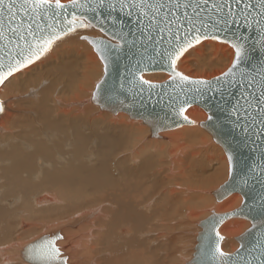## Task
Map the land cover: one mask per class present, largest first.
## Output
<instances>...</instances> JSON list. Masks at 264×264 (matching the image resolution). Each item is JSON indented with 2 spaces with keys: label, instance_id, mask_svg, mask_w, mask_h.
<instances>
[{
  "label": "bare ground",
  "instance_id": "obj_1",
  "mask_svg": "<svg viewBox=\"0 0 264 264\" xmlns=\"http://www.w3.org/2000/svg\"><path fill=\"white\" fill-rule=\"evenodd\" d=\"M87 30L55 41L31 67L14 74L0 88V264H31L24 250L33 243L32 227L41 225L37 222L48 224L45 231L50 233L64 231L56 247L66 264H156L154 255H147L143 241L137 239L146 229V211L152 210L153 202L145 200L150 188L161 192L162 201L168 199L173 211L187 206L185 215L193 219L195 232L198 230L196 245L199 224L212 211L227 213L243 203L238 193L222 201L216 198L215 192L229 179L230 165L224 149L200 127L208 119L203 108L192 106L187 111V118L195 122L192 125L162 131L155 137L141 120L122 112L112 117L91 102L104 76V64L93 46L81 38L86 33L96 37L100 32ZM205 51H211V62ZM234 55L229 45L205 40L185 53L177 71L210 80L227 71ZM218 63L221 68H212ZM194 67L212 72H195ZM144 79L161 83L170 75L145 74ZM117 154L122 156L117 166L121 172H117L124 183L117 181L110 167ZM210 165L214 171L208 174ZM150 176L156 180L153 186L146 183ZM220 181L221 185L211 191ZM162 201L160 196L156 198L154 212L162 209ZM58 213L63 214L58 217ZM47 216L48 221H41ZM166 219H155L158 221L149 235L158 249L163 236L155 229ZM250 226L249 221L239 218L222 224L223 251H237V237ZM26 239L30 244H25ZM196 245L185 264H191ZM160 252L161 258H166L168 252ZM177 258L174 264H178Z\"/></svg>",
  "mask_w": 264,
  "mask_h": 264
},
{
  "label": "water",
  "instance_id": "obj_2",
  "mask_svg": "<svg viewBox=\"0 0 264 264\" xmlns=\"http://www.w3.org/2000/svg\"><path fill=\"white\" fill-rule=\"evenodd\" d=\"M128 2L130 3L131 0ZM175 2L176 0H172L173 4ZM183 2L184 0H181V3ZM194 2L195 0H193ZM68 3L64 4L67 5ZM87 3L92 4L93 0H87ZM252 3L255 4L256 0H252ZM16 4L17 7L13 10L16 13L14 22L16 25L22 23L25 35H27V25L29 24L32 25L37 38L41 35H48L50 31H61L64 27L65 22L62 18L50 15L44 18L34 16L31 12V5L20 7L24 4V0H16ZM72 11L73 9L70 7L67 9L69 18H71ZM127 11L125 8L121 12L119 4L111 14H109L107 7L98 9L96 12L88 11L87 8L79 10L78 14L92 18L96 24L95 27L89 28L87 31L100 32V35L96 37L85 34L82 37H86V39L81 38L88 42L99 43L102 41L108 45V48L105 49V55L108 56L107 67H105V61L101 59L97 49L93 47L104 64V76L96 85L92 102L99 106L102 111L113 115L122 112L134 120H141L152 129L155 137L162 131L192 125L191 120L184 119L187 111L192 106L203 108L208 113V119L202 122L201 126L224 149L227 157L229 155L233 157L231 165L229 164V179L215 192L216 198L218 201H222L230 195L238 193L243 197V203L239 208L227 213L212 211L208 218L200 222L201 230L198 234L194 258L190 263L260 264V258L264 255V173H262L264 131L261 130L259 123L260 116L256 111V101L252 100L249 95V93H253L257 97L260 95L261 76L264 75V46L261 45L260 34L256 25L253 24L248 28L241 24L233 26L229 32L217 33L222 40L231 39L233 33L237 37L248 38L246 41L241 40L242 43H245L247 50V57L241 65L244 73L243 78H241L240 73H237L236 82L221 80L218 83L217 77L210 80L189 77L190 81L209 82L208 85H197L180 82L178 79L173 81L170 77L161 83L150 82L155 85V87L150 88L148 85H142L138 77L142 75L144 79L145 74L152 73L169 74L170 69L166 57L158 55L157 52H164L165 49L169 48L168 41L175 36L178 25L172 24L169 27L164 22L163 13H159L161 23L159 26L152 25L149 29L146 27L149 23L148 17H144L142 23L138 24L137 11L134 10L131 17L127 15ZM164 11L167 12V8ZM173 11L177 10L174 8ZM184 11L183 7L178 10L182 22L184 21ZM188 14L193 15L191 7L188 9ZM201 15L203 16L205 13L202 11ZM0 18L3 19L5 33V39L0 40V58H2L0 63L3 64L0 71L7 75L9 60L7 53L12 52V55L15 56L19 49H16L15 43L9 44V39L15 41L16 37L8 29L7 15ZM48 25H52V28L49 29ZM180 35L183 37L182 29H180ZM161 36H163V40H161ZM28 39L31 41L32 37H28ZM117 44L122 45V47L116 48ZM91 45L93 46V44ZM18 72H13L12 75L7 76L4 82L0 84V88ZM241 84L243 87L240 86ZM242 94L252 101V107L248 108L249 114L247 116L243 108H237L238 117L233 111V107L238 100L241 105H244ZM181 106L185 109L183 115L178 114ZM244 107L248 106L244 105ZM221 217H226L222 223L219 221ZM232 218L245 219L250 222L251 226L237 237L240 244L239 249L230 254L223 251V239L219 240L216 233L219 232L222 224ZM57 237L61 239V233H56L54 237L42 238L28 245L24 250L26 260L31 264L57 263L55 260L50 261L45 255L46 249L42 248L47 240H55L56 247V241L59 240L56 239ZM217 243L225 253L224 257L216 252ZM59 260L66 262V259L59 258Z\"/></svg>",
  "mask_w": 264,
  "mask_h": 264
},
{
  "label": "snow or ice",
  "instance_id": "obj_3",
  "mask_svg": "<svg viewBox=\"0 0 264 264\" xmlns=\"http://www.w3.org/2000/svg\"><path fill=\"white\" fill-rule=\"evenodd\" d=\"M117 4H119L121 12L127 8V15L129 17H131L133 11L136 10L138 24L142 23L144 17H148L149 23L146 27L149 29L152 25L159 26L161 23L159 13H163L164 22L167 23L169 27L172 24L178 25L175 36L168 41L169 48L165 49L164 52H157L158 55L166 57L170 69L169 75L173 81L178 79L180 82L184 83H193L197 85L209 84L208 81H190L189 77L177 71L178 61L181 60L185 53L196 45L201 44L204 40L227 43L234 50L235 55L230 67L221 77L216 78L218 83L221 80L224 82H236L237 73H240L241 78H243L244 73L241 69V65L247 57V50L245 43H242L241 40L246 41L248 38L237 37L235 33H233L231 39L222 40L221 36L217 34L218 32H229L233 26L243 24L244 27L250 28L255 24L260 34L261 45L264 46V0H256L255 4L252 3V0H211V3L210 0H195L194 3L193 0H184L183 3H181V0H176L175 4L172 3V0H167V3H165V0H131L130 3L128 0H107V3L106 0H93L92 4L87 3V0H84V2H81V0H69L67 5L62 3L61 0H24V4L20 5V7L31 5V12L34 16L44 18L50 15L52 17L62 18L65 22L61 31H50L48 35H41L39 38H37L31 24L27 25V35L24 34V26L22 23L20 25L15 24L14 18L16 13H14L13 10L17 7L16 0H7V2L6 0H0V17L7 15L9 21L8 29L16 37L15 41L9 39V44L15 43L16 49H19L15 56L12 55V52L7 53L9 57L8 71L7 75L0 71V84L4 82L7 76L12 75L13 72L20 71L35 60L40 59V57L51 48L52 44L56 40L61 39L63 35L76 32L79 29L95 27L96 24L93 22L92 18L83 14H78L80 9L87 8L88 11L96 12L98 9L107 7L109 14H111V12L116 10ZM69 7L73 9L71 18H69L67 14V9ZM181 7L185 10L183 13V22L178 15V10ZM190 7L193 10V15L188 14V9ZM166 8L167 12L164 11ZM174 8L177 11H173ZM202 11L205 13L203 16L201 15ZM253 13H255V15H253ZM169 16H171V19H169ZM48 28L51 29L52 25H48ZM180 29L183 30V37L180 35ZM28 37H32V40L29 41ZM82 38L86 39V37ZM3 39H5L4 23L3 19L0 18V40ZM161 40H163V36H161ZM21 41H23V43H21ZM89 43L93 44V47L97 49L101 59L105 61V67H107L108 56L105 55V49L108 48V45L104 44L102 41L99 43L89 41ZM115 47L120 48L122 45L117 44ZM2 68L3 64L0 63V69ZM138 79L142 85H148L150 88L155 87L150 81L143 79L142 75L139 76ZM240 86L243 87V84ZM245 91H247V89H245ZM249 95L252 97V100L256 101V111L260 116L259 123L261 124V130L264 131V75L261 76L260 95L258 97L253 93H249ZM242 99L244 105L248 107L241 105L238 100L233 107V111L238 117L239 112L236 111L237 108H243L247 116L249 114L248 108L252 107V101L249 100L247 96H243L242 94ZM0 111H3L2 105H0ZM184 111V107L181 106L178 114L183 115ZM184 119L187 120V116H184ZM209 119H211V117H209ZM253 119H255V117H253ZM232 160L233 157L229 155L228 161L230 165ZM262 173H264V166H262ZM225 218L226 217H221L219 221L222 223ZM216 236L219 240L223 239L219 232L216 233ZM56 239H60V237ZM42 248L46 249L45 255L50 261L55 260L57 264H66V262L59 260L60 252L59 249L55 247V240L45 241ZM216 252L221 257L225 256V253L220 249L218 243L216 245ZM260 264H264V255L260 258Z\"/></svg>",
  "mask_w": 264,
  "mask_h": 264
},
{
  "label": "rangeland",
  "instance_id": "obj_4",
  "mask_svg": "<svg viewBox=\"0 0 264 264\" xmlns=\"http://www.w3.org/2000/svg\"><path fill=\"white\" fill-rule=\"evenodd\" d=\"M81 30H84V29H79L78 31H81ZM91 31H94V30H91ZM97 32V31H96ZM87 34V33H86ZM83 35V34H82ZM81 39V38H80ZM82 40V39H81ZM82 41H84V42H87L88 44H89V42L88 41H86V40H82ZM219 42V41H218ZM225 44H227V43H225ZM90 45V44H89ZM228 45V44H227ZM94 49V48H93ZM206 53V55H205V57L207 58V60H208V62H211L212 60H211V56H212V54H209L210 52L209 51H205ZM204 57V58H205ZM201 60H203V59H201ZM219 64V63H218ZM223 64H225L224 62L222 63V65ZM221 65L219 64V66H217V67H215V66H212V68L214 67V69H217V68H221L220 67ZM29 67H31V66H29ZM29 67H27V69L29 68ZM195 68V69H194ZM193 68V71H195V72H198V71H202L201 73H211L212 71L210 70V69H205V70H196V67H194ZM26 69V68H25ZM24 69V70H25ZM92 99V98H91ZM91 102H92V100H91ZM93 103V102H92ZM90 104V103H89ZM94 104V103H93ZM92 105V104H91ZM98 114V113H97ZM110 114V113H109ZM111 116H112V114H110ZM109 115V116H110ZM95 116H98V115H95ZM102 116V115H101ZM113 116H117V115H113ZM112 116V117H113ZM127 116V115H126ZM105 117V116H104ZM107 117H108V115H107ZM128 117V116H127ZM98 118H100V117H98ZM103 118V117H102ZM101 118V119H102ZM129 118V117H128ZM103 119H105V118H103ZM108 120V119H107ZM110 120V119H109ZM119 122V121H118ZM117 121H116V123H118ZM194 122V121H193ZM195 123V122H194ZM140 124H142V122L140 123ZM143 125V124H142ZM144 126V125H143ZM200 127L206 132V130L201 126V124H200ZM213 139V138H212ZM214 141V140H213ZM215 142V141H214ZM216 143V142H215ZM216 145H218L217 143H216ZM217 154V153H216ZM120 157V158H119ZM122 159V156H121V154H117L116 156H113V158H112V160L110 161V167L112 168V170H113V175H114V177H116V179H117V181H119V180H122V182L121 183H124V179H122L121 177V179L119 178V171H120V168H118L119 166H118V164H119V161H122L121 160ZM143 159H145L144 158V156H143V158H142V160ZM139 160V162H141L142 160L141 159H138ZM220 160V159H219ZM98 161H99V159H98ZM221 161H219V164L221 165ZM212 165V164H211ZM210 165V167H207V173L208 172H213L214 170L211 168L212 166ZM118 166V167H117ZM189 167V166H188ZM216 167V166H215ZM218 167H219V165H218ZM211 168V169H210ZM118 171V172H117ZM121 172V171H120ZM209 174V173H208ZM150 181H149V180ZM153 181V182H152ZM154 181H155V183H156V180L153 178V176H150L149 178H147L146 179V183H148L147 184V186L148 185H150V186H153L155 183H154ZM159 181H160V179L158 180V183H159ZM178 182V181H177ZM164 183H166L165 181H164ZM221 183H222V181H220V182H218L214 187H213V189L211 190V191H214L215 189H217V187H219L220 185H221ZM150 189H151V191H150ZM149 189V194L147 193V195L145 196V200H147V199H149V201L148 202H150V201H152L153 203H151V205H152V210L150 211V209H149V211H146V217L148 218V221L145 223V230H143L142 231V234L140 235V236H138L137 237V239L139 240V238H140V240H141V242L143 241V243H144V247L143 248H145L146 249V251H147V255L150 253V255L151 256H153L152 257V259H154L155 258V260H157V261H155V260H153V262H157L156 264H174V257L175 258H180L179 256H181V255H183V258H182V256H181V258L180 259H178V260H176L177 262L176 263H178V264H181L182 262H183V264H185L186 263V261L188 262L189 261V259H191V256H192V253H193V251H194V246L196 245V234H197V232H198V230L195 232V230L196 229H194L193 227H192V224H193V219H191V221H190V217L189 216H187V215H185V214H188L187 213V211H188V209H187V206H183V205H181V207H180V209H178V212L177 211H173V210H171V207H172V204H171V202H169L168 201V199H163L164 201H162V197H161V195H162V193L161 192H159L157 189H152V188H150ZM155 193H154V192ZM210 195H211V192H210ZM158 196H160V199H161V201H162V209H156L157 210V212H154L155 211V206H154V201L156 200V198L158 197ZM212 196V195H211ZM147 197V198H146ZM213 197V196H212ZM214 198V197H213ZM151 199V200H150ZM93 200V199H92ZM217 201V200H216ZM197 202H200L199 200H197ZM165 203H167V204H169V205H167V204H165ZM113 204H115V205H117L118 203H115V202H113ZM167 207H166V206ZM180 206V205H179ZM178 206V207H179ZM169 209V210H168ZM145 210V209H144ZM148 210V209H147ZM67 212H68V210H66ZM62 212H65V210H63ZM168 212V213H167ZM174 212V213H173ZM183 212V213H182ZM157 213V214H156ZM176 213V216H174V214ZM63 214V213H62ZM62 214L61 213H58L57 215H58V217H60V216H62ZM67 213L65 212V214L64 215H66ZM178 214V215H177ZM53 215V214H52ZM165 218H169V219H171V220H169L168 219V221H165V223L164 224H162L161 223V226H163V228L161 227V226H158V227H156V229H155V231H156V233H157V235H158V233L161 235V236H163L162 238H161V241H163L162 242V245H160V247H159V249L161 250V249H163L165 252H168L167 253V255H166V258L164 259V258H161L162 256H160L161 254V252H160V250L158 249V246H156V247H154V245L152 244L153 243V240L152 239H150V234H151V228L153 227V225L155 224V223H157V221L158 220H155V219H158V218H161V219H163L164 220V217ZM174 216V217H173ZM187 216V217H186ZM55 217H57V216H55ZM185 217V218H184ZM46 218H48V216L46 217ZM46 218H43L41 221H48L49 220V218L48 219H46ZM166 219V220H167ZM189 219V220H188ZM183 220H184V223H183ZM38 220H36V222H37ZM195 221V220H194ZM36 222H35V225H36ZM38 224H41V225H36L35 227L33 226L32 228H33V233H35V234H32L33 235V237H32V240L30 241V243H32V242H34V240H38V239H40L41 238V236L43 237V236H45V235H48V234H54V233H57V232H60L61 234L64 232L63 230V232L61 231V230H57V231H55V232H49V231H45L46 230V227L48 226V224H44L43 222H37ZM198 223V221H196V224ZM179 224V225H178ZM181 224V225H180ZM34 225V224H33ZM46 225V226H45ZM175 225V226H174ZM43 227V228H42ZM172 227H173V229H172ZM38 228V229H37ZM155 228V227H154ZM159 228V229H158ZM196 228H197V225H196ZM198 229V228H197ZM54 231V230H53ZM159 231V232H158ZM48 232V233H47ZM43 234V235H42ZM74 234H75V231H74ZM164 234V235H163ZM152 235V234H151ZM166 235V236H165ZM169 237H168V236ZM29 236V235H28ZM35 236V237H34ZM144 237V238H143ZM234 242L237 244V241H236V238H234ZM158 241V240H157ZM30 243H28V240L26 239L25 240V244H30ZM195 244V245H194ZM26 245V246H27ZM94 245V244H93ZM151 246H153V247H151ZM162 246V247H161ZM103 248V247H102ZM151 248V249H150ZM177 248H179V249H177ZM193 248V249H192ZM175 249H177V252H176V250ZM104 250V249H103ZM154 250H158V251H154ZM106 251V253H111L110 252V250H105ZM149 251V252H148ZM179 251V252H178ZM83 252V251H82ZM156 254V255H155ZM160 254V255H159ZM175 254V255H174ZM64 255H66V257H67V254H64ZM158 255L160 256V257H158ZM189 256V257H188ZM168 257V258H167ZM188 257V258H187ZM104 258H106V257H104ZM84 259V258H83ZM164 259V260H163ZM186 259V260H185ZM159 261V262H158ZM162 261V262H161ZM161 262V263H160ZM188 264V263H187Z\"/></svg>",
  "mask_w": 264,
  "mask_h": 264
}]
</instances>
